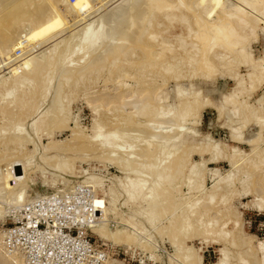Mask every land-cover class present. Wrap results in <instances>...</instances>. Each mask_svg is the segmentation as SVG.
Wrapping results in <instances>:
<instances>
[{"label": "rangeland", "instance_id": "374dc122", "mask_svg": "<svg viewBox=\"0 0 264 264\" xmlns=\"http://www.w3.org/2000/svg\"><path fill=\"white\" fill-rule=\"evenodd\" d=\"M11 1L12 0H0V29L1 30L6 29L8 27L7 23L9 22H6L7 17L11 15V13L13 14L16 11H18V9L22 8L23 6H25V8L30 12L29 15L22 17L23 19H20V24L15 23V22L10 23L11 26L9 27L16 28L20 26L22 27L23 25L24 27L22 28L26 30L27 28L25 29L26 27L25 22L26 21L28 22L29 20L34 18V15L37 9L42 8V7L47 8V6L50 7V4L48 5L49 2H47L48 0H46V2L45 0H42V1L33 0V2L31 0L30 1L29 0L27 1L26 0H13L12 1L13 3ZM93 1L90 3L92 4V9L90 8L91 6L89 7L90 11L91 10L92 11L91 13L89 12L90 14H88L87 20L85 19L84 21V22L87 21L89 26L87 22L86 23L82 22L83 21L82 19L79 18L78 20V17L76 16V14L74 13L67 14V12H65L67 14V19H66L68 20L67 23L66 21L62 22V20L58 19L59 21L57 20L55 25L53 23L52 24L53 26L51 27L48 26L49 28L54 30L53 31L54 33H52L51 29L50 31L49 29L47 30L49 33L51 32L52 35L49 34L48 32L41 33L37 35L39 38L37 36L36 38L31 37V39L34 38L31 41L27 40V38L26 39L22 38L20 45H22L23 43L26 44V41L27 43L32 42V41L34 42L30 43L29 46L27 47L25 46V48L22 47L23 45L17 46L14 51L16 52V54H17L18 48L21 47L23 50L20 54H17L19 57L15 56L14 52L12 51H10L12 52L10 56H9L10 52L6 56L15 58V60L17 57L19 61L21 60L20 63L26 62L25 60L30 59V57L32 58L33 56H35L33 58H36L37 56H40L41 54H42L41 56H43L44 54L45 56H50L52 52L54 54L56 52V54H58V57L60 58V56L62 55L67 56L66 54H68V52L65 51L64 49L66 48V46L63 47V45H65L66 43H70L71 46H68L69 48L67 47L68 48L67 50L70 49L69 52H72L71 50H74L77 48L78 54L75 53L76 55L74 54V56L71 58H67L68 57L67 56L65 59L66 61L63 62V65H65L63 67H67L68 65L71 67H76L77 64L80 66V64H82L80 63L82 61L80 59H82L84 56L82 54L83 51L79 47L81 46L80 41L83 40L84 30L86 26H88L87 28L91 26L94 32L92 30L91 31L94 34L98 33L99 30L101 29L100 31H102L103 35L106 36L108 34L109 37L108 36L106 37H108L109 39L111 38L110 39L111 46L112 44L114 45L116 42V39L112 38L113 36L111 35L114 33L113 35L115 36L117 32V30H115L114 28L116 27L115 26L116 24H114L115 22L113 23L110 20L107 21V15L109 14V12L111 13L114 9H116L117 6L118 7H120V5L122 6L124 2L126 4L128 0H124V1L123 0H93ZM24 2L26 5H24ZM37 2L38 3L42 2V3L40 5ZM35 3H37L38 5H36ZM188 3L191 4L193 2L192 0H188ZM61 4L62 5L60 6V8L63 9L64 6L66 5H64V3H61ZM35 5H36V8H34ZM29 7L31 9H29ZM247 11L251 12L249 14L252 18L259 17V20H260L257 25L258 27H256V31H258L257 32L258 39L253 40V42H251V51H252L254 58L257 60L255 61V64L253 66L243 61L241 62V64L237 60L236 62H234L235 60L233 59L235 58V56H233L230 52L219 49V51H217V53L215 54L216 56L214 55L215 57H213V62L217 66V69H218L217 72L212 73V75H208L204 72H200L201 74L198 73L200 74L199 76L197 74L194 77V75H192L193 74L192 61L194 60V58L191 60V62H188L190 60L189 56L194 55V53L192 52V50H194L192 48V43H191L192 40L190 42V39H192V36L189 35L190 27H188V25L195 26L192 15L187 11L185 12L183 11V15L179 14V16L176 17L177 19L175 18V20L171 21L167 19L168 17L166 16L164 12L155 11L153 12V15L155 16L151 15L152 23H151V26L149 27L152 30H155V34L159 37L158 38L159 41H162L161 38L163 37L171 39L172 44L175 47V51L181 55V57H179L180 55L178 56V59H177L178 61L170 58V60L167 61V63L166 62L162 63V64H168L169 68H171L170 64L175 66L174 68H171L174 70L173 73L172 71L170 73L166 71V69H164L162 64L159 62L154 63L147 67L145 66V68L143 67V69L142 68L134 69L130 66V64H127L129 63V57H126V56L120 57L118 59L119 61H117V63H114V65L107 63L108 65L105 64L101 68H95L96 70L92 69L91 72L88 71L83 77L79 79L77 78L75 80L72 79L69 82L67 81L63 82L61 80L62 77H60L59 75L60 72H56L55 73L56 76L55 74L53 75L54 79L52 78L53 79L52 83H51V80H44L45 83L43 84H46L45 88L47 89L48 92L46 91L44 86H43L44 89L43 88L41 89L40 88L41 86H40L38 88L40 92L38 94L40 95L35 94V97H34L35 99L32 100V97L30 96L31 98L29 97H27V99L25 98V101L23 104L21 103V104H17L16 106H14L13 109L14 110L17 109V110H15V112L13 110L14 113L12 112L10 113V115L8 114L10 116V119L13 116L11 114H14V117L12 118V120H10L7 117L8 115L6 116L0 115V142H1L0 143V159L2 161V162L0 161V172H3V174L7 172L6 168H8L7 167L8 164H6L5 161L10 163L11 157L16 158L17 156L18 158L19 156L20 158L22 156L20 159L21 161L24 160L26 166L22 174L25 177L22 176L21 180L22 181L24 180L23 183L26 182V185L28 188L27 195H26L27 198H25L26 200L20 201L22 203H20L19 201H17L16 203L15 200H12L11 203H10V200L9 201L7 200L8 203H6V199L4 200L5 198L4 189L3 191L0 189V197H1L0 203L1 204L3 203L2 205H0V207L1 209L2 208L5 209V210L3 209L2 212L0 210V214L3 213L2 215H0V264H23V256L15 251L13 252L9 251L5 245V238H4L5 232L7 233V231L5 230V227L12 225L13 221L17 219L16 211L19 208H21L25 203L39 199L49 193H56V192L63 191V190L69 191L70 189L75 190L79 186L88 187L89 189H91V191L94 192V195L91 199V206L94 210H96L97 216L99 215V213H101V215H104V213L102 212L104 210L106 211L107 216L105 217V219L100 215L101 217L99 216V219L97 220V222L92 223L90 225L91 232L93 233V236L97 238V241L103 244L104 246H108L109 249L111 250V253L109 252V257L104 261L103 264H110V263L111 264H187V262L186 263L184 262L185 259L183 258L184 257L183 254L187 253L186 251L187 249H189V247H190V251H192L191 253L195 255L197 259L200 258L199 259L200 264H216L218 260L221 258V254H222L220 252L221 249H225L227 251L226 253L227 254L229 253L227 255L228 264H264V258H263L264 254L259 248V242L264 241V166H263L264 164V160H263L264 159V122L263 120L264 119H262L264 118V81L258 83V86L255 91H251V92L249 91L251 88V83H252L250 79V74L254 72V70L255 71L261 70L263 67V62L261 60L262 58H264V33L262 34V32H264L263 31L264 30L263 28L264 19L260 17L259 14L256 15L258 12L254 13L255 11L251 9ZM2 12L5 14H3ZM182 16H185L187 20L190 19L189 20L190 23L188 21L184 22ZM4 17L6 18V20ZM69 17L71 18L68 19ZM75 19H76V22H74ZM22 20L25 22H23ZM4 21L6 24L3 23ZM70 21H71V24H70L71 26L72 24L76 23L72 27L74 28L73 30H75V31L72 30L73 33L72 31H70L72 29L71 26L69 25ZM21 22H23V24ZM79 22L80 24H77ZM108 22H112V24H114L113 25L114 29L112 28V24L110 25L108 24ZM187 22L189 23L188 25H187ZM76 25L77 26L79 25V26L75 29L74 26ZM55 27L56 28L58 27L56 30H59V29L60 30L56 31ZM60 27H62L63 29ZM65 27H68L70 29H67ZM79 27L81 28V30ZM94 27L96 28V30L98 29L97 30L98 32L94 30L95 29ZM20 28H17V29H20ZM102 28H104L105 30ZM111 28L115 31H111ZM64 29H67L66 32ZM55 31L57 34L55 33ZM239 31H241L242 34L250 33L249 28H246L245 30L239 28ZM109 32H111V34ZM1 34L2 32L0 31V39L2 38ZM48 34L50 35L49 38L46 36ZM41 35L42 37L45 35L48 39V42H47V39L45 40L46 38L45 36L43 38H40ZM24 36L27 37L26 34H24ZM68 37H69V40H68ZM50 38H52L53 40ZM112 39L115 41L112 42ZM181 39L183 41L186 40L185 43L189 44V45H186L184 43L185 49L180 46ZM37 42L38 43L40 42V43L38 44ZM73 44H76V45H73ZM110 44H108V46ZM77 45H80V46H77ZM30 47L33 49L30 50ZM53 47L56 50H52ZM60 47H61V50H60ZM25 49L26 50L28 49L27 53L25 52L26 51ZM106 49H108V47ZM23 54L25 55L27 54L26 56L28 58L26 56L23 57L24 56ZM80 54H82V56ZM1 56H0V77H1L0 78V93L2 92L3 94H7L8 88H10L11 91L13 90L14 94L16 93L21 94L25 91V89L26 91H29V89L30 91L31 89L34 91L35 86L30 80L20 86L18 85L16 86V84L12 83V81L10 80V77H11L10 75L13 74L12 73L13 71H11L12 69L10 70L8 68L9 66L6 65V62H10L8 64L14 65V67L16 64H17L16 66L18 67L20 63L18 64L17 63L18 60H17L15 64L14 63L12 64V62L15 61L14 59L8 58L6 56H5L6 58L4 56H2L4 57L2 58ZM75 56H77V58ZM136 58L138 57H135L133 59H136ZM180 58L182 60H180ZM73 59L75 60L77 59V61H74ZM2 62H4V64ZM75 62L77 64H75ZM72 64L74 66H72ZM21 65H24V64H21ZM179 71L181 73H179ZM166 72L168 74H166ZM169 74H170L169 76L170 78L167 79ZM180 75H182V77L184 78H182ZM140 76L141 77L143 76V77L140 78ZM118 77L120 78V80ZM206 77H208V79ZM3 79L4 80L8 79L7 82H5L7 85L4 84ZM45 79H49V78H45ZM239 81L243 83V86H242V83H240ZM48 82H50V84ZM47 83L49 84L48 86L49 88L47 87L48 85ZM60 83H61V93L62 94L60 93V91L58 92V86L60 85ZM8 84L11 87H9ZM5 86H7L8 88H6ZM179 86L181 87V90L183 89L182 91L183 95H180L178 92ZM3 88L5 89L6 93L4 92ZM54 88H55V91H54ZM146 89H148V91H146ZM235 90L237 93V99L239 100V103L244 102V104L242 103L243 105L242 104L236 105L237 104L236 103L235 104L236 107L234 106V108H232L233 106L232 107L230 106L231 103H228L227 105H225L226 104L225 103L224 104L225 107H224L223 105L224 95L226 93H232ZM153 91H155V93ZM198 91H200V94H202V96L201 95L199 96L200 102L202 103V105L200 106L201 108L197 109V112L195 111V113L190 112L191 116L187 115L189 116L188 117L189 119L187 118L185 122H183L184 124L181 123L183 127L182 129L180 128V130L182 132H185L188 129H193L194 134L196 135L193 134L189 142L186 143L187 145L185 144V150H183L184 148H182V152L184 155L182 154L181 155L184 159H186V162H185L183 169H181V171L178 170L180 173H178L177 176L176 174H174L173 184H172V186L174 187V190H173V193H171L172 194L171 198H173V202H174L172 204L173 206L172 205L170 206V209L166 211V214H163V215L160 214V216L159 214L158 215L156 214L155 217L156 216H159V217L155 219L153 218L155 222L153 221L154 223L151 224L150 221L146 219L148 218L147 214L149 212V209L146 208L148 205L147 203L142 202L141 198L143 199V196L145 197L146 195H148V193L151 192L149 187L152 186L151 184L155 182L157 178V174L159 172L158 170L162 168L164 164L163 166L160 163H158V165L156 166L154 165V169L156 168L154 171L157 170L156 171L157 174L154 173L156 174L154 175V177H153V173L152 175L150 174L151 176L147 175V173L149 174L150 171H148L146 166L150 168L149 164L151 161L148 160V158H146L145 160L140 155L141 154L140 152L142 151L140 149L146 147L148 145L147 143H149L147 139L151 140L149 139V136H148V132L150 130L149 131L146 130L148 129L146 127L148 124H150L148 125V127L150 128H153L154 126L157 127L158 124L160 123L162 127L169 129V130L172 128H176L174 127L175 125L174 123L178 121L177 119L175 120L176 117L175 118L172 117V116H175L176 114L175 112H177L176 109L179 111L180 110L179 107L181 108L182 103L184 105V101L185 103L186 101L193 102L195 99V97L193 96H195V94H197ZM41 92L43 93V95L41 94ZM148 93H150L151 95ZM137 94H139V96H137ZM140 94H141V97H140ZM158 94H162V95L159 96ZM186 95L187 96L189 95V96L187 97ZM37 96L39 97L42 96V97L40 99ZM106 96L108 97L106 98ZM144 96L146 98L151 97V100H152V97H154L153 100L155 101L152 100L151 102H154V103H151V104L153 105L150 104L149 105L150 107L147 106V108H145V110L142 111L141 107L143 104L140 103V101L142 99L143 100L145 99L144 101H146V98ZM181 96L182 97L185 96L186 98L182 99ZM0 97H1L0 102H6L9 97L10 99H12L11 96H7V95L4 96L5 98L2 97V95H0ZM103 97H104V101H102L103 103L101 102L103 104L102 105L100 101ZM135 97L136 99L140 98L136 101L138 102L140 100L138 103L134 102L136 100ZM158 97H161V98H158ZM10 99H9V102H11ZM34 101H37V102H34ZM159 101H160V104H158ZM133 102L137 104L136 106L138 108L136 106H133L134 105ZM157 104L158 106H156ZM55 105L59 106L58 108H60V111H61L60 116L62 114V117L64 118L62 117L61 118L65 121L62 122L61 125H58L57 127L50 128L51 130L52 129L55 130V135L53 138L55 143H54V147L52 146L53 148L51 147L47 148L46 145H48L49 142L52 141V139L50 138V135H48L50 130L48 126L39 128L40 126H37V125L38 124L40 125L39 123L40 118L46 115L47 111L51 110V108ZM31 107L34 109L31 110ZM242 107L246 108L247 110L246 114L248 118L250 119V122L248 123V125L246 124L245 126L240 125L241 120H243ZM155 108H157L156 110L160 108L159 112L154 110ZM172 108L174 112L172 111ZM28 109L30 110V112ZM167 109L170 112H172L173 115L170 113L171 120L168 122H164L165 120H163V118H165L164 117L165 112L169 116V112ZM34 110L36 111V113L34 112ZM144 111L145 113H143ZM152 111L156 115H154ZM156 112H158V114ZM16 115H22V118L19 119L18 117H15ZM130 116H133V119H136L135 121H137L138 125L132 124L128 126L127 120L130 119L129 118ZM193 116L196 118H194ZM159 117H162V118L160 119ZM260 117L262 119V122L257 123L256 119H260ZM239 118L241 119L239 120ZM5 120L7 122H4ZM155 120L157 122H155ZM96 121H99L100 125L103 126L102 131L104 133H107V134L109 132L113 133V132H116L117 129H119V132L122 131L120 133L122 139H120L119 137L120 141L119 139L117 140L119 142L118 145L121 147L120 148L118 146L119 148L117 149V152H116L118 153L117 155L114 152H112V148H110L111 152L108 150L109 148L107 149L100 148V146L98 145L99 143L97 144V142H88L87 146L85 144L84 146H82L83 147L82 149L80 148L81 146H79L80 150H78L77 145H79V143L74 141L75 140L73 139L75 136L74 134H77L76 132H78V129H80L81 131L82 130L84 131V134L86 136L91 137L95 132V127H97L94 124L96 123ZM3 123L4 124L6 123L7 126L4 125ZM75 127L76 129L78 128L77 131L76 129H73ZM17 132H18V136L20 132V137H22L23 134H24V137L25 135L26 137L29 136L28 138L31 137L30 138L31 142L22 144L21 143L22 141L17 139V141L15 140L14 142H11L10 140H8V142L10 141V143H8L7 139L9 138H6V137H10L11 135H13V133L17 134ZM258 132L260 134V137H259L260 142L259 141H257V143L251 142L250 144L248 139L253 135H257ZM234 133L240 134L241 138L243 135L244 136L243 139H239V140L235 139L236 140L235 141L234 138L232 137ZM208 141L209 142L211 141L210 143L211 145H213V147L215 146V144L219 146H215L216 150L214 149L213 151L209 150L207 152L206 151L204 152L202 149V146L209 143ZM213 141H214V144H212ZM190 142H191V146H188L190 145L189 144ZM58 144H60V147L61 145H63L62 148H64V150L60 151L58 148L59 146ZM74 144L76 145L75 147L73 146ZM84 147L86 148L84 149ZM167 147L169 148L170 144H168ZM186 148H187V151H186ZM195 148H196V151H195ZM65 149L68 153L65 151ZM68 149L70 150L68 151ZM197 149L199 150V152H197ZM200 150L201 152L202 151L203 152L201 153ZM129 151L132 153H135L136 157L134 155L133 157L135 158L138 157V159L139 158L140 159L138 160L139 163L137 164L138 166H136L135 169L133 170L130 169L131 171L130 170L126 171L127 168L124 166H121L122 164H120V162L123 158H125V155H128L126 153H128ZM193 151L196 153H194ZM215 151H218V152H215ZM164 152H167V150H164ZM5 153L8 155H6ZM213 154L216 155L217 158L213 156ZM233 154H234L233 156L234 158L232 157ZM112 155L114 156L112 157ZM3 157H6V158H3ZM23 157H25V159H22ZM19 158L16 160H19ZM61 161H62L61 164H65V167L61 166L62 169L57 170L60 167L59 168L56 167V164L57 166H59ZM140 162L142 165L140 164ZM199 162H201L202 164L204 162L205 164L202 165ZM196 163L197 164L199 163L198 166L201 165V169L203 167L202 172L205 170V172L202 173L203 176L201 177L203 178H201V181L199 180L200 178L198 177L192 178L191 180L190 176H187L191 174L190 170L193 165H197ZM123 167L126 168V170ZM54 168H57V169H54ZM215 172L218 174H216ZM174 173H177V172L175 171ZM230 173H233L234 175L231 178L232 184L225 181L226 180L225 179L221 181V183H219L220 187L218 189L217 188L215 189L220 179L228 176ZM171 176L173 177V174ZM147 179L148 181L150 180L149 181L151 182L150 185L147 183L148 182ZM232 179L234 180L232 181ZM128 180L130 183L134 182V184L135 182L138 184L142 183V181L143 182L146 181V184H148L146 186H148L149 189L148 188L144 189L145 193L142 194L143 196L138 198L140 200L137 199V200L132 201L128 199L129 194H127L126 196L125 194L126 191L124 190V187L130 185ZM190 181L191 182L194 181L193 183L189 184L190 187H192V185L193 186L195 185L194 188L197 187V190L193 189V187L192 188L187 187L189 185H186V183L188 184ZM201 182H204V186H203V183ZM198 186L201 189H199ZM1 187L3 188V186ZM175 189H180V190L176 191ZM191 189L193 190L191 191ZM147 190H149L150 192H148ZM211 192L214 194H212ZM37 194H39L38 198L34 197ZM210 194H212L213 196ZM172 196H174L175 198ZM211 196L213 197V199ZM260 201H262L263 203ZM202 206L204 207V209ZM195 208L197 209L195 210ZM205 208H207L208 211H206ZM97 209H99L101 212L100 211L97 212ZM145 209H147L148 212ZM191 209H194L195 212L198 210L199 213L197 211V214H195V212ZM203 210L206 212H204ZM191 212H194V214ZM177 216H179L178 217L179 220L176 218ZM185 217L189 218L188 222L191 221L190 227H192L193 229L189 228L187 230L188 233L185 234L183 232L185 230L182 231V230H179L180 228H178L177 232L182 231L183 233L182 232H180L181 234L178 233L177 236L179 237H177L175 235L177 233L174 232L175 229L171 230L172 229L171 222L176 219L175 221L178 220V222L182 223L181 220H184ZM101 221L102 222L105 221L104 223H108V224L104 225L103 223H101ZM102 224L103 226H106L104 227V230H106V228L108 227L107 232H105L106 234H108V235L105 234L106 237L108 236L107 238L105 236H102L97 231L98 230L97 228L102 226ZM208 227H210L211 229ZM125 228L130 231L134 230L132 232H136L137 235L142 234V236L138 237V239H140L141 242L140 240L137 239L136 242L132 241L130 243H127L126 241H124L123 243V241L121 240L117 241L116 238H113L114 237L113 233H116L117 230L119 229L120 231L122 230L126 231ZM137 230H140L142 233H140V231H137ZM207 230H210V231H207ZM182 234L184 235L182 236ZM174 235H175V238L173 240L172 237H174ZM225 235L227 236L225 237ZM148 238H150L151 240L150 239L148 240ZM177 249L178 250L180 249V251H178ZM180 252L181 254H179ZM3 256L6 257V259H8L9 261L6 260ZM183 259L184 261H182Z\"/></svg>", "mask_w": 264, "mask_h": 264}, {"label": "bare ground", "instance_id": "6f19581e", "mask_svg": "<svg viewBox=\"0 0 264 264\" xmlns=\"http://www.w3.org/2000/svg\"><path fill=\"white\" fill-rule=\"evenodd\" d=\"M13 1V0H12ZM11 1V2H12ZM27 1V0H26ZM30 1V0H29ZM32 2H33V0H31ZM39 1V0H38ZM40 1H42V0H40ZM93 1V0H92ZM91 0H73V1H71V0H48L47 2H49L48 3V5L50 4V7L49 6H47V8L45 7H42V8H39V9H35L36 10V13H35V15H34V18L33 19H31V20H29L28 22L26 21H23V22H25V29L26 30H24L22 27H24L23 25H22V29L20 28V27H9V26H11L10 25V23H19L20 24V19H23L22 17H24V16H28L29 15V11L25 8V6H23L22 8H19L18 9V11H16L15 13H11V15H9L8 17H7V20H6V18H5V20H6V22H9V23H7V28L6 29H3V30H1L0 29V31L2 32V34H1V39H0V53L2 54V56H6V55H8V53L10 52V51H12V52H14L15 51V49H16V47L17 46H22V47H24L25 48V46L27 47V46H29V44L30 43H32V42H34V41H32V42H29V43H27V41H26V44H22V45H20L21 43V40H22V38H24V39H26L27 38V40H29V41H31V40H33V39H31V37H35L36 38V36L38 35V34H41V33H45V32H48L47 30L49 29V31H50V29L51 28H49V27H51V26H53L52 24L54 23V25L56 24V21L59 19V20H62V22H65L66 21V23L68 22V20H66L67 19V14L69 13V14H76V16L78 17V20H79V18L80 19H82L83 21L82 22H84L85 21V19L87 20V17H88V14H90L91 13V11H90V9H89V7L92 9V4H90L91 2H92ZM124 1V0H123ZM45 2H46V0H45ZM94 2V1H93ZM100 2H102V1H100ZM128 2V3H127ZM126 2V4H125V2H124V4L121 6L120 5V7H118L117 5V8L116 9H114L111 13L109 12V14L107 15V21H112L114 24H116L115 26L116 27H114L115 28V30H117V32H116V34H115V36L112 34L111 36H113L112 38H115L116 39V42H115V44L113 45L112 44V46H111V44H110V39L108 38L109 37V35L107 34L106 36H108V37H106L105 35H103L102 34V31H100L99 30V32L96 30V28L94 29V30H96V32H98V33H96V34H94V33H92V31H93V29L91 28V26L89 27V28H87L88 26H89V24H88V22H87V24H88V26H86L85 27V30H84V36H83V40L82 41H80V44H81V46L80 45H77V46H80L79 48L84 52H82V54H83V58L82 59H80V60H82L80 63H82V64H80V66L75 62V64H77V66L76 67H71V66H67V67H63V66H65V65H63V62L64 61H66L65 59H66V57L67 58H71V57H73L74 56V54L75 53H77L78 52V50H77V48L76 49H74V50H71L72 52H69L70 51V49L69 50H67L69 47L68 46H71L70 45V43H66L65 45H63V47L64 46H66V48H64L65 49V51H67L68 52V54H66L67 56H60V58L58 57V54H56V52H55V54L52 52V54L50 55V56H45V54L43 55V56H37L36 58H33V57H35V56H33L32 58L30 57V59H27L28 57L25 55V54H23L24 56L23 57H27L26 59L27 60H25L26 62H24V63H20V61L18 60V58L16 57V60H15V58H12V57H9L10 56V54L12 53V52H10L9 53V56H6V57H8V58H12V59H14V60H12V61H14V62H12V64L14 63H16L17 62V60H18V64L20 63V65L17 67L16 65H15V67H14V65H9L8 63H10V62H6V65H8L9 67V69L11 70V71H13L12 73V75H10L9 77H10V80L12 81V83H14V84H16V86L18 85V86H20V85H23V84H25L27 81H31L32 83H33V85L35 86V90L33 91L32 89H31V91H30V89H29V91H26V89H25V91L23 92V93H21V91H20V93L21 94H14V92H13V90L11 91L10 90V88H8L7 86H5L6 88H8V91H7V94H3L2 92L0 93V95H2V97H4L5 95H7V96H11L12 97V99H10V97L8 98V102L6 101V102H0V115L2 116V115H10V113H12L13 112V108H14V106H16L17 104H23L24 103V101H25V98L27 99V97H29V98H31L32 97V100L33 99H35L34 97H35V94H38V93H40L39 92V87L42 89L43 88V86H44V88L46 87V84H43V83H45L44 82V80H51V83H52V80L54 79L53 78V75L56 73V72H60V77H62V81L64 82V81H67V82H69L70 80H75V79H79V78H81V77H83L88 71L89 72H91V70L93 69H95V68H101L102 66H104L105 64H112V65H114V63H117V61H119L118 59L120 58V57H122V56H126V57H129V63H127V64H130V66L132 67V68H142L143 69V67L145 68V66L147 67V66H150V65H152V64H154V63H157V62H159V63H167V61H169L170 60V58H172V59H175V60H177L178 59V56L180 55V54H178V52H176L175 51V47L173 46V44H172V40L171 39H169V38H161V40L162 41H159L158 40V36L155 34V30H152L149 26H151V15H153V12H155V11H157V12H164L165 14H166V16L168 17L167 19H169V20H175V18L177 17V16H179V14L180 15H183V11L185 12V11H187V12H189L191 15H192V17H193V20H194V25L195 26H191V25H188L190 22H189V20H187V18L185 17V16H182L183 17V20H184V22H186V21H188L187 22V25H188V27H190V36H192V39H190V42H191V40H192V48L194 49V50H192V52L194 53V55H192V56H189L190 57V60L188 61V62H191V60L194 58V60L192 61V63H193V74L192 75H194V77H195V75H197L198 73H200V72H204V73H206V74H208V75H212V73H215V72H217V66L214 64V62H213V57H215L216 55V53H217V51H219V49H222L223 51L225 50V51H227V52H230L233 56H235V58L233 59V60H235L234 62H236V60L238 61V62H240V64H241V62L243 61V62H245V63H248L249 65H254L255 64V61H257L255 58H254V56H253V54H252V51H251V42H253V40H256V39H258V31H256V27H258L257 25H258V23H259V17L257 18H252L251 16H250V14L249 13H251L250 11L248 12L247 10H249V9H251V10H253V11H255L254 13H256V12H258L256 15H260V17H262L263 19H264V0H192V2L193 3H188V0H128ZM13 3V2H12ZM20 3V2H19ZM38 3V2H37ZM37 3H35L36 5H38V4H40L41 5V3L42 2H39L38 4ZM61 3H64V5H66V6H64V8L63 9H61L60 8V6L62 5ZM15 4V3H14ZM193 4H195V5H193ZM24 5H26L25 4V2H24ZM28 5H29V3H28ZM30 5H31V3H30ZM36 5H35V7L34 8H36ZM94 5V4H93ZM105 5V4H104ZM14 6V5H13ZM12 6V7H13ZM18 6V5H17ZM34 6V5H33ZM45 6V5H44ZM100 6V5H99ZM98 6V7H99ZM108 6V5H107ZM8 7V6H7ZM6 7V8H7ZM11 7V6H10ZM9 7V8H10ZM15 7H16V5H15ZM31 7V6H30ZM29 7V9H31ZM41 7V6H40ZM8 8V9H9ZM33 8V9H34ZM100 8V7H99ZM106 8V7H105ZM7 9V10H8ZM32 9V10H33ZM102 9V8H101ZM100 9V10H101ZM15 10V9H14ZM9 11V10H8ZM34 12V11H33ZM65 12H67V14L65 13ZM90 12V13H89ZM108 12V11H107ZM176 12H178V13H176ZM3 13V12H2ZM93 13V12H92ZM3 14H5V13H3ZM96 14V13H95ZM104 14V13H103ZM102 15V14H101ZM106 15V14H105ZM253 15V14H252ZM255 15V14H254ZM4 16V15H3ZM69 16H71V15H69ZM103 16V15H102ZM153 16H155V15H153ZM33 17V16H32ZM32 17H30V18H32ZM104 17V16H103ZM71 17H69L68 19H70ZM105 18V17H104ZM155 18V17H154ZM177 19V18H176ZM182 19V18H181ZM26 20V19H25ZM58 20V21H59ZM96 20V19H95ZM154 21V20H153ZM23 22H21L22 24H23ZM74 22H76V19H75V21ZM78 22V21H77ZM86 22H84V23H86ZM112 22H108V24H112ZM4 24H6L5 23V21L3 22ZM83 23V24H84ZM105 23V22H104ZM65 24V23H64ZM64 24H62V25H64ZM71 24V21L69 22V25ZM76 24V23H75ZM75 24H72V26H71V28L73 27V25H75ZM77 24H80V22L79 23H77ZM114 24H112V28H113V25ZM3 25V24H2ZM58 25V24H57ZM97 25V24H96ZM102 25V24H101ZM17 26V25H16ZM49 26V27H48ZM68 26V25H67ZM69 26V27H70ZM79 26V25H78ZM77 25L76 26H74L75 27V29L78 27ZM105 26V25H104ZM109 26V25H108ZM153 26V25H152ZM158 26H159V24H158ZM63 27V26H62ZM62 27H60V28H62ZM17 28H20V29H17ZM58 28V27H57ZM56 27H55V30L57 29ZM65 28H67V29H70V28H68V27H65ZM80 28V27H79ZM81 28H82V26H81ZM81 28H80V30H81ZM98 28V27H97ZM111 28V31H115V30H113ZM239 28L240 29H243V30H245L246 28H249V30H250V33L249 34H242L241 33V31H239ZM264 28V27H263ZM29 29V30H28ZM54 29V28H53ZM63 29V28H62ZM61 29V30H62ZM67 29H64L65 30V32H66V30ZM74 28H72L70 31H72ZM102 29H104V28H102ZM52 30V29H51ZM60 30V29H59ZM59 30H56V31H59ZM92 30V31H91ZM105 30V29H104ZM108 30V29H107ZM189 30V29H188ZM54 30H52V33H54L53 32ZM56 31H55V33H56ZM69 31V30H68ZM73 31H75V30H73ZM73 31H72V33H73ZM110 31V30H109ZM264 31V30H263ZM81 32V31H80ZM94 32V31H93ZM49 33V32H48ZM52 33L50 32L49 34H51L52 35ZM59 33V32H58ZM106 33V32H105ZM107 33H108V31H107ZM110 34H111V32H109ZM264 32H262V34H263ZM24 34H26L27 35V37H25L24 36ZM48 34V35H49ZM57 34V33H56ZM78 34V33H77ZM48 35H46L48 38L50 37V35L48 36ZM76 35V34H75ZM81 35V34H80ZM83 35V34H82ZM24 36V37H23ZM29 36H30V38H29ZM45 36V35H44ZM43 36V37H44ZM45 36V37H46ZM38 37V36H37ZM42 37V35L40 36V38H43ZM47 37L45 38V40L47 39ZM54 37V36H53ZM52 37V38H53ZM75 37V36H74ZM29 38V39H28ZM39 38V37H38ZM52 38H50V39H52ZM82 38V37H81ZM80 38V39H81ZM54 39V38H53ZM52 39V40H53ZM72 39V38H71ZM80 39H78V40H80ZM36 40V39H35ZM40 40V39H39ZM45 40H43V41H45ZM57 40V39H56ZM68 40H69V37H68ZM25 41V40H24ZM63 41V40H62ZM66 41V40H65ZM75 41V40H74ZM115 40H113L112 39V42H114ZM186 41V40H185ZM185 41H183L182 39H181V43H180V46L182 47V48H184L185 49ZM47 42H48V39H47ZM58 42V41H57ZM69 42V41H68ZM82 42V43H81ZM38 43V42H37ZM36 43V44H37ZM40 43V42H39ZM38 43V44H39ZM42 43H44V42H42ZM75 43V42H74ZM185 43V44H184ZM56 44V43H55ZM64 44V43H63ZM72 44V43H71ZM108 44H110L109 46H108ZM34 45V44H33ZM62 45V44H61ZM73 45H76V44H73ZM186 45H189L188 43L186 44ZM191 45V44H190ZM60 46V45H59ZM31 47H33V46H31ZM30 47V50L31 49H33V48H31ZM58 47V46H57ZM68 47V48H67ZM108 47V49H106ZM110 47V48H109ZM21 48V47H20ZM23 48V49H24ZM56 48V47H55ZM12 49V50H11ZM52 49V48H51ZM26 50V49H25ZM29 50V51H30ZM52 50H56V49H54V47H53V49ZM58 50V49H57ZM60 50H61V47H60ZM80 50V51H81ZM51 51V50H50ZM49 51V52H50ZM64 51V50H63ZM26 53L28 52V49L25 51ZM60 52V51H59ZM187 52V51H186ZM191 52V53H192ZM57 53H58V51H57ZM66 53V52H65ZM64 53V54H65ZM80 53V52H79ZM190 53V54H191ZM1 54H0V56H1ZM60 54V53H59ZM78 54V53H77ZM82 54H80L81 56H82ZM14 55L15 56H18L17 54H16V52H14ZM48 55V54H47ZM76 55V54H75ZM79 55V56H80ZM215 55V56H214ZM1 56V57H2ZM13 56V55H12ZM32 56V55H31ZM138 57V58H136V59H133V58H135V57ZM4 57H2V58H4ZM5 57V58H6ZM14 57V56H13ZM19 57V56H18ZM22 57V56H21ZM21 57H20V59H21ZM22 57V58H23ZM76 58H77V56H75ZM74 57V58H75ZM179 57H181V55L179 56ZM25 59V58H24ZM24 59H22V60H24ZM5 60V59H4ZM7 60V59H6ZM70 60V59H69ZM74 61H77V59L75 60V59H73ZM180 60H182L181 58H180ZM10 61V60H9ZM123 61V60H122ZM178 61V60H177ZM262 62H263V67H262V69L261 70H259V71H255L254 70V72H252L251 74H250V79H251V88H250V92L251 91H255L256 90V88H257V86H258V83H260V82H262V81H264V58H262V60H261ZM3 64H4V62H2ZM71 63V62H70ZM125 63V64H126ZM21 64H24V65H21ZM67 64V63H66ZM69 64V63H68ZM74 64V63H73ZM72 64V66H74ZM107 64V65H108ZM179 64V63H178ZM184 64V63H183ZM231 64H233V63H231ZM230 64V65H231ZM71 65V64H70ZM168 64H162V66L164 67V69H166V71H168L169 73L172 71V73L174 72V70L173 69H171V68H174L175 66H173L172 64H170V67L171 68H169V65L167 66ZM185 66V65H184ZM183 66V67H184ZM2 67V66H1ZM104 68V67H103ZM130 68V67H129ZM255 68V67H254ZM259 68H261V67H259ZM8 69V70H9ZM163 69V68H162ZM256 69H257V67H256ZM96 70V69H95ZM115 70V69H114ZM103 71V70H102ZM191 71V70H190ZM107 73H108V71H107ZM110 73V72H109ZM114 73V72H113ZM165 73V72H164ZM179 73H181L180 71H179ZM192 73V72H191ZM222 73V72H221ZM166 74H168L167 72H166ZM178 74V73H177ZM185 74V73H184ZM201 74V73H200ZM200 74H198V76L200 75ZM136 75V74H135ZM141 75V74H140ZM172 75V74H171ZM175 75V74H174ZM55 76H56V74H55ZM111 76V75H110ZM118 76V75H117ZM125 76V75H124ZM170 76V74L168 75V77H167V79L168 78H170L169 77ZM181 77H182V75H180ZM120 77H121V75H120ZM143 77V76H142ZM141 76H140V78H142ZM145 77V76H144ZM175 77V76H174ZM178 77V76H177ZM204 77V76H203ZM1 78V77H0ZM8 78V77H7ZM45 78H49V79H45ZM53 78V79H52ZM103 78V77H102ZM119 78V77H118ZM123 78V77H122ZM126 78V77H125ZM135 78V77H134ZM146 78V77H145ZM166 78V77H165ZM176 78V77H175ZM182 78H184V77H182ZM207 79H208V77H206ZM166 79V80H167ZM4 80V79H3ZM8 80V79H7ZM7 80H4V84H6L5 82H7ZM106 80V79H105ZM119 80H120V78H119ZM136 80V79H135ZM141 80V79H140ZM60 81V80H59ZM62 81H61V83H62ZM122 81V80H121ZM47 82V81H46ZM76 82V81H75ZM110 82V81H109ZM139 82V81H138ZM144 82V81H143ZM240 83H242L241 81H239ZM244 82V81H243ZM49 84H50V82H48ZM47 83V84H48ZM61 83H60V85L58 86V92L60 91V93H61ZM82 83V82H81ZM111 83V82H110ZM114 83V82H113ZM119 83V82H118ZM49 84L47 85V87L49 86ZM124 84V83H123ZM166 84V83H165ZM164 84V85H165ZM237 84H239V83H237ZM7 85V84H6ZM8 86H9V84H8ZM30 86V85H29ZM32 86V85H31ZM57 86V85H56ZM181 86V85H180ZM178 87V89H179V94L180 95H183V93H182V91H183V89L181 90V87ZM242 86H243V83H242ZM3 87H4V85H3ZM9 87H11V86H9ZM24 87V86H23ZM26 88V87H25ZM32 88V87H31ZM43 88V89H44ZM49 88V87H48ZM75 88H76V86H75ZM4 89V88H3ZM12 89V88H11ZM16 89H17V87H16ZM46 89V88H45ZM50 89H51V87H50ZM50 89H49V91H50ZM32 91H33V93H32ZM46 91H47V89H46ZM54 91H55V88H54ZM135 91H136V89H135ZM146 91H148V89H146ZM200 91H202V90H200ZM200 91H198L197 92V94H195V96H193V97H195V99H194V101L193 102H187L186 101V103H185V101H184V105H183V103L181 104L182 106H181V108L179 107V105H178V107H179V111L176 109V111L177 112H175L176 114H175V116H172V117H176L175 118V120L177 119V121L178 122H176V123H174L175 125H174V127H176V128H172V129H166V128H164V127H162L161 125H160V123L158 124V126L156 127V126H154L153 128H150V127H148V125H150V124H146L147 125V127L146 128H148V129H146V130H150L149 132H148V136H149V139H151V140H148L147 139V141H149V143H147L146 145V147H144V148H142V149H140V150H142L139 154L141 155V157L142 158H144L145 160H146V158H148V160H150L151 162H150V168H148L147 166H146V168L148 169V171H150V173L148 174L147 173V175H149V176H151L152 175V173H153V177H154V175H156L157 174V170L156 171H154L155 169H154V165L156 166V165H158V163H160V164H162V166H163V164H164V166L162 167V168H160L158 171V174H157V178H156V180H155V182L153 183V184H151L152 186H150L149 188H150V191L149 190H147L148 192H150V193H148V195H146V194H144V195H146L145 197L142 195L143 193H145V191H144V189L146 188H148V186H146V185H150V183L151 182H149L148 181V179H147V183L148 184H146V181H142V183H136L135 182V184H134V182L133 183H130L129 182V180H128V182H129V186H126V187H124V190L126 191L125 192V194H126V196H127V194H129L128 196H129V200H132V201H134V200H137L138 198H140L141 196H143V199L141 198V200H142V202H145V203H147V207L146 208H148L149 209V212L147 211V209H145L147 212H148V214H147V216H148V218H146L148 221H150V223L152 224V223H154L155 221L153 220V218L155 219V218H157V217H159L160 216V214H166V211H168L169 209H170V206L174 203L173 202V198H171V193H173V190H174V187L172 186V184H173V178H174V174H176V176H177V174L178 173H180L178 170H180L181 171V169H183V167H184V165H185V162H186V159H184L183 157H182V155H184L183 154V152H182V148H184L183 150H185V144L186 143H188L189 142V140H190V138L192 137V135L194 134V130L193 129H188L187 131H185V132H182L181 130H180V128L182 129V124L181 123H183V122H185V120L189 117V116H191L190 114V112H192V113H195V111L197 112V109H199V108H201L200 106L202 105V103L200 102V99H199V96L201 95L202 96V94H200ZM4 92L6 93V91H5V89H4ZM42 92H44V91H42ZM41 92V94L43 95V93ZM48 92V91H47ZM154 93H155V91H153ZM46 93V92H45ZM136 93V92H135ZM135 93H134V95H135ZM146 93V92H145ZM144 93V94H145ZM151 93V92H150ZM150 93H148V94H150ZM159 93V92H158ZM62 94V93H61ZM143 94V93H142ZM176 94H178V93H176ZM185 94V93H184ZM194 94V93H193ZM192 94V95H193ZM38 95H40V94H38ZM45 95V94H44ZM146 95V94H145ZM151 95V94H150ZM159 96L160 95H162V94H158ZM180 95H178V96H180ZM191 95V96H192ZM14 96V97H13ZM31 96V97H30ZM47 96V95H46ZM137 96H139V94H137ZM154 96H155V94H154ZM187 96V95H186ZM189 96V95H188ZM187 96V97H188ZM190 96V97H191ZM38 98H40L41 99V97L42 96H37ZM108 96H106V98H107ZM117 97V96H116ZM140 97H141V94H140ZM145 97V96H144ZM148 97H149V95H148ZM157 97V96H156ZM182 97V96H181ZM181 97H180V99H181ZM1 98V97H0ZM5 98V97H4ZM124 98V97H123ZM146 98V97H145ZM153 98L154 97H152V100H153ZM158 98H161V97H158ZM184 98H186L185 96H183L182 97V99H184ZM9 99L11 100V102H9ZM110 99V98H109ZM113 99V98H112ZM125 99V98H124ZM135 99H136V97H135ZM138 99H140V98H138ZM138 99H136L134 102H136ZM179 99V98H178ZM1 100V99H0ZM129 100V99H128ZM131 100V99H130ZM143 100V99H142ZM141 100V101H142ZM145 100V99H144ZM140 101V103H142L141 105H142V111L143 110H145V108H147V106L148 107H150L149 105L151 104V103H154V102H151L152 100H151V97L150 98H146V101ZM158 100V99H157ZM161 100V99H160ZM164 100V99H163ZM165 100H166V98H165ZM187 100V99H186ZM223 100H224V103H223V101H222V103H223V105L225 104V105H227L228 103H231L230 104V106L232 107V108H234V106L236 107V105H241L242 103L244 104V102H240L239 103V100L237 99V93H236V90L234 91V92H232V93H226L225 95H224V97H223ZM238 100V101H237ZM31 101V100H30ZM55 101V100H54ZM53 101V102H54ZM102 101H104V97L101 99V101H100V103L102 102ZM133 101V100H132ZM138 101V102H139ZM153 101H155V100H153ZM207 101V100H206ZM209 101V100H208ZM34 102H37V101H34ZM34 102H32V103H34ZM133 102V103H134ZM138 102H136V103H138ZM221 102V101H220ZM103 103V102H102ZM101 103V104H102ZM105 103V102H104ZM123 103H124V101H123ZM129 103H130V101H129ZM133 103H132V105H133ZM136 103H134V105L133 106H136L137 104ZM139 103V104H140ZM232 103H233V105H232ZM237 103V104H236ZM55 104H56V102H55ZM99 104V103H98ZM100 104V105H101ZM111 104V103H110ZM121 104H122V102H121ZM120 104V105H121ZM158 104H160V101H159V103ZM158 104L156 105V106H158ZM206 104V103H205ZM213 104V103H212ZM236 104V105H235ZM242 104V105H243ZM31 105V104H30ZM103 105V104H102ZM119 105V106H120ZM141 105H139V106H141ZM151 105H153V104H151ZM225 105H224V107H225ZM245 105H247V104H245ZM56 106V105H55ZM53 106L52 108H51V110H49V111H47V113H46V115H44V116H42L41 118H40V125L38 124L37 126H40L39 128H41V127H45V126H48V128H49V133H48V135H50V138L52 139V141H50L49 142V144L48 145H46L47 146V148H53L54 147V143H55V141H54V135H55V130H51L50 128L51 127H57L58 125H61V123L62 122H64L65 120H63L62 118H64V117H62V114H61V116H60V108H58L59 106ZM92 106V105H91ZM125 106H126V104H125ZM155 106V107H156ZM160 106V105H159ZM204 106V105H203ZM229 106V105H228ZM35 107V106H34ZM118 107V106H117ZM122 107V106H121ZM137 107V106H136ZM154 107V106H153ZM248 107V106H247ZM126 108V107H125ZM135 108V107H134ZM138 108V107H137ZM220 108V107H219ZM30 109V108H29ZM28 109V110H29ZM32 109H34V108H32L31 107V110ZM124 109V108H123ZM136 109V108H135ZM157 108H155L154 110H156ZM226 109H228V108H226ZM240 109H241V107H240ZM248 109V108H247ZM15 110H17V109H15ZM15 110H14V112H15ZM37 110V109H36ZM98 110V109H97ZM149 110V109H148ZM159 110H160V108L158 109V110H156V111H158L159 112ZM166 110V109H165ZM168 110V109H167ZM140 111V110H139ZM172 111L174 112V110H173V108H172ZM242 111H243V120H241V122H240V125L241 126H245L246 124L248 125V123L250 122V119L248 118V116H247V114H246V112H247V110H246V108H243L242 107ZM250 111V110H249ZM13 112V113H14ZM27 112V111H26ZM29 112H30V110H29ZM34 112L36 113V111L34 110ZM45 112V111H44ZM153 112V111H152ZM158 112H156L157 114H158ZM168 112H169V116H168V114L165 112V115H164V117L165 118H163V120H165L164 122H168V121H170L171 120V115H170V113L172 114V112H170L169 110H168ZM28 113V112H27ZM125 113V112H124ZM133 113V112H132ZM138 113V112H137ZM140 113H142V112H140ZM139 113V114H140ZM143 113H145V111L143 112ZM147 113V112H146ZM154 113V112H153ZM161 113V112H160ZM69 114V113H68ZM148 114H149V112H148ZM167 114V115H166ZM241 114H242V112H241ZM240 114V115H241ZM7 116L9 119H10V116ZM11 115H13L12 116V118L14 117V114H11ZM26 115V114H25ZM32 115V114H31ZM65 115V114H64ZM142 115V114H141ZM153 115V114H152ZM154 115H156L155 113H154ZM163 115V114H162ZM161 115V116H162ZM173 115V114H172ZM187 115H189V116H187ZM193 115V114H192ZM4 116V117H5ZM146 116V115H145ZM166 116H168V117H166ZM3 117V118H4ZM6 117V118H7ZM15 117H18L19 119H21L22 118V115H16ZM47 117H48V119H47ZM62 117V118H61ZM150 117V116H149ZM154 117V116H153ZM194 117V116H193ZM242 117V116H241ZM258 117V116H257ZM256 117V118H257ZM12 118L10 119V120H12ZM17 118V119H18ZM68 118V117H67ZM130 119H128V117H127V123H128V126L129 125H132V124H137V121H135L136 119H133V116H130L129 117ZM155 118V117H154ZM160 119L162 118V117H159ZM194 118H196V117H194ZM193 118V119H194ZM2 119V118H1ZM66 119V118H65ZM189 119V118H188ZM241 118H239V120H240ZM260 119H261V117H260ZM260 119H256L257 120V123L258 122H262V119H264V118H262L261 120ZM7 120V119H6ZM4 121V122H7V121ZM174 120V121H175ZM259 120V121H258ZM68 121V120H67ZM154 121V120H153ZM159 121V120H158ZM162 121V120H161ZM252 121V120H251ZM11 122V121H10ZM9 122V123H10ZM155 122H157L156 120H155ZM163 122V121H162ZM162 122H161V124H162ZM163 122V123H164ZM236 122V121H235ZM263 122H264V120H263ZM150 123V122H149ZM179 123V124H178ZM238 123V122H237ZM4 124V123H3ZM37 124V123H36ZM66 124V123H65ZM95 124V126H97V127H95V132H94V134L90 137V136H86L85 134H84V131L82 132L80 129H78V132H76L77 131V129H76V127L75 128H73V129H76V133L77 134H74L75 136H74V138L73 139H75L74 141H76V142H78L79 143V145H77L78 146V150H80V148L82 149L83 147L82 146H84L85 144H86V146H87V143L88 142H97V144L100 146V148H105V149H107V148H109L108 150L110 151V148H112V152H114L116 155L118 154V153H116L117 152V149L120 147L119 145H118V139H119V137H120V139H122L121 138V132L122 131H120L119 132V129H117L116 130V132H109L108 134L107 133H104L102 130V128H103V126L102 125H100V122L99 121H96V123H94ZM184 124V123H183ZM194 124V123H193ZM195 124H197V123H195ZM4 125H6L7 126V124L5 123ZM3 125V126H4ZM138 125V124H137ZM258 125V124H257ZM2 126V127H3ZM5 126V127H6ZM153 126V125H152ZM172 126V125H171ZM196 126V125H195ZM240 126V127H241ZM4 127V128H5ZM60 127V126H59ZM99 127H101V128H99ZM144 127V128H145ZM107 128V127H106ZM122 128V127H121ZM191 128V127H190ZM237 128H239V127H237ZM236 128V129H237ZM61 129H63V128H61ZM242 129V128H241ZM2 130V129H1ZM80 130V131H79ZM121 130V129H120ZM240 130V129H239ZM244 130V129H243ZM4 131V130H3ZM107 131V130H106ZM113 131V130H112ZM184 131V130H183ZM242 131V130H241ZM36 132V131H35ZM124 132V131H123ZM16 133V132H15ZM15 133H13V135H11L10 137H6V138H9V139H7V142H8V140H10L11 142H14L15 140L17 141V139H19V140H21L22 142V144L23 143H28V142H31V137L30 138H28L29 136H27L26 137V135H25V137H24V134H23V136L22 137H20V132H19V136H18V132H17V134H15ZM146 133H147V131H146ZM3 134V133H2ZM12 134V133H11ZM194 135H196V134H194ZM233 138H234V140L236 139H243V135H242V138H241V135L240 134H235L234 133V135L232 136ZM259 137H260V134H259V132H258V134L257 135H253V136H251L249 139H248V141H249V143L251 144V142L252 143H257V141H259L260 142V139H259ZM196 138V137H195ZM120 139H119V141H120ZM262 139V138H261ZM235 140V141H236ZM1 141H3V140H1ZM10 141L8 142V143H10ZM139 141V140H138ZM242 141V140H241ZM262 141V140H261ZM71 142V141H70ZM140 142V141H139ZM209 142V141H208ZM211 142V141H210ZM209 142V143H210ZM1 143V142H0ZM77 143V144H78ZM135 143V142H134ZM206 143V142H205ZM204 143V144H205ZM209 143H207L206 145H204V146H202V149H203V151L205 152H207V151H209V150H214L215 149V146H219V145H216L215 144V146L213 147V145H211V143L209 144ZM7 144V143H6ZM62 144H64V143H62ZM168 144H170V147L168 148L167 147V145ZM190 145H188V146H191V142L189 143ZM194 144V143H193ZM202 144V143H201ZM212 144H214V141H213V143ZM258 144H260V143H258ZM5 145V144H4ZM57 145V144H56ZM59 146H58V148H59V150L60 151H62V150H64V148H62L63 147V145H61V147H60V144H58ZM72 145V144H71ZM70 145V146H71ZM95 145V144H94ZM131 145V144H130ZM133 145V144H132ZM187 145V144H186ZM53 146V147H52ZM66 146V145H65ZM74 147L76 146L75 144L73 145ZM79 146H81L80 148H79ZM119 146V147H118ZM137 146V145H136ZM145 146V145H144ZM68 147V146H67ZM73 147V148H74ZM89 147V146H88ZM130 147V146H129ZM132 147V146H131ZM167 147V148H166ZM187 147V146H186ZM194 147V146H193ZM193 147H191V148H193ZM6 148V147H5ZM46 148V147H45ZM46 148V149H47ZM73 148H71V149H73ZM77 148V147H76ZM86 147H84V149H85ZM121 148V147H120ZM133 148V147H132ZM189 148V147H188ZM190 148V149H191ZM217 148V147H216ZM169 149H170V151H169ZM201 149V150H202ZM70 149H68V151H69ZM75 150V149H74ZM138 150V149H137ZM164 150H167V152H164ZM201 150H200V152H201ZM216 150V149H215ZM218 150V149H217ZM65 151H66V149H65ZM76 151V150H75ZM186 151H187V148H186ZM192 151V150H191ZM195 151H196V148H195ZM202 151V152H203ZM67 152V151H66ZM111 152V151H110ZM118 152H119V150H118ZM130 152V151H129ZM126 153V154H128V155H125V158H121L122 160H121V162H120V164H122L121 166H124V167H126L127 168V170H126V168H124L126 171H128V170H133V169H135L136 168V166H138L137 164L139 163V159H138V157L137 158H135L136 156H135V153H132V152H130V153ZM134 152V151H133ZM182 152V153H181ZM185 152V151H184ZM194 152V151H193ZM197 152H199V150L197 149ZM201 152V153H202ZM215 152H218V151H215ZM219 152H220V150H219ZM68 153V152H67ZM113 153V154H114ZM191 153V152H190ZM194 153H196V152H194ZM6 154V153H5ZM105 154V153H104ZM122 154V153H121ZM182 154V155H181ZM235 154V153H234ZM234 154L232 155V157L234 156ZM6 155H8V154H6ZM24 155V154H23ZM106 155V154H105ZM110 155H111V153H110ZM133 155L135 156V157H133ZM202 155V154H201ZM5 156V155H4ZM101 156V155H100ZM108 156V155H107ZM114 155H112V157H113ZM119 156H120V154H119ZM127 156V157H126ZM213 156H215L216 157V155H214L213 154ZM22 157V156H21ZM20 157V158H21ZM3 158H6V157H3ZM18 158H19V156H18ZM17 158V156H16V158H10V163L9 162H7V161H5V163L6 164H8L7 165V167L8 168H6V173H4L3 174V172H0V187L1 186H3V188L1 187L0 189L3 191V189H4V195H5V198H4V200L6 199V203H8V201L10 200V203L12 202V200H15V202L17 203V201H23V200H26L25 198H27V190H28V188H27V185H26V182L25 183H23V181L21 180L22 179V176H24V175H22L23 174V171L25 170V162H24V160H22L21 161V159L19 158V160H16V159H18ZM52 158H53V156H52ZM217 158V157H216ZM234 158V157H233ZM13 159V160H12ZM15 159V160H14ZM22 159H25V157H23ZM108 159V158H107ZM118 159V158H117ZM8 160V159H7ZM12 160V161H11ZM28 160V159H27ZM26 160V161H27ZM234 160V159H233ZM264 160V159H263ZM0 161H1V159H0ZM3 161H4V159H3ZM116 161V160H115ZM119 161V160H118ZM141 161V160H140ZM2 162V161H1ZM57 162V161H56ZM215 162V161H214ZM260 162V161H259ZM28 163V162H27ZM59 163V162H58ZM62 163V161L60 162V164H59V166H57V164H56V167H60L59 169H57V168H54V169H57V170H61L62 169V167L61 166H64L65 167V164H61ZM64 163V162H63ZM199 163H201V162H199ZM198 163V164H199ZM233 163H234V161H233ZM140 164H141V162H140ZM197 164V163H196ZM198 164L197 165H193L192 166V168H191V174H189V175H187V176H190V179L192 180V178H200L199 180L201 181V178H203V177H201V176H203V172H205V170L202 172V169H203V167H202V169H201V165L200 166H198ZM202 164V163H201ZM203 164H205L204 162H203ZM202 164V165H203ZM31 165V164H30ZM142 165V164H141ZM145 165H146V163H145ZM4 166H5V164H4ZM120 166V167H121ZM140 166V165H139ZM263 166H264V164H263ZM63 167V168H64ZM159 167V166H158ZM157 167V168H158ZM199 167V168H198ZM259 167V166H258ZM258 167H257V169H258ZM26 168H28V167H26ZM67 168V167H66ZM145 168V167H144ZM250 168V167H249ZM249 168H248V170H249ZM23 169V170H22ZM70 169V168H69ZM252 169V168H251ZM28 170V169H27ZM130 170V171H131ZM65 171H66V169H65ZM177 172V173H174V172ZM189 171V172H190ZM69 172V171H68ZM147 172V171H146ZM26 173V172H25ZM127 173V172H126ZM131 173V172H130ZM132 173H133V171H132ZM154 173H156V174H154ZM211 173V172H210ZM216 173V172H215ZM27 174V173H26ZM151 174V175H150ZM173 174V177L171 176V175ZM212 174V173H211ZM216 174H218V173H216ZM135 175V174H134ZM180 175V174H179ZM182 175V174H181ZM215 175V174H214ZM140 176H141V174H140ZM216 176V175H215ZM234 175H233V173H230L228 176H226V177H224V178H222V179H220V181L218 182V184H217V186L215 187V189L217 188H219L220 186H219V183H221V181H223V180H225V181H227L228 183H231L232 184V182H231V178L233 177ZM25 177V176H24ZM130 177V176H129ZM171 177V178H170ZM179 177V176H178ZM93 178V177H92ZM147 178V177H146ZM145 178V179H146ZM170 178V179H169ZM177 178V177H176ZM189 178V177H188ZM144 179V178H143ZM187 179V178H186ZM198 180V179H197ZM234 179H232V181H233ZM26 181V180H25ZM189 181V180H188ZM194 181H196V180H194ZM193 181V182H194ZM28 182V181H27ZM139 182H141V181H139ZM193 182H189L188 184L186 183V185H189L190 183H193ZM201 183H203V186H204V182H201ZM236 183V182H235ZM252 183H253V181H252ZM198 184V183H197ZM230 184V185H231ZM247 184V183H246ZM192 185V184H191ZM233 185H235V184H233ZM253 185V184H252ZM195 186V185H194ZM194 186L192 185V187H193V189H195V190H197V187L196 188H194ZM187 187H190V185L189 186H187ZM192 187H190V188H192ZM199 187V186H198ZM200 187H201V185H200ZM199 187V189H201ZM232 187V186H231ZM148 188V189H149ZM189 188V189H190ZM193 189H191V191L193 190ZM176 191L177 190H180V189H175ZM146 191V192H147ZM190 191V192H191ZM189 192V193H190ZM198 192H199V190H198ZM202 192V191H201ZM255 192V191H254ZM112 193H113V191H112ZM179 193V192H178ZM212 193V192H211ZM212 194H214V193H212ZM212 194H210V195H212ZM31 195V194H30ZM216 195V194H215ZM38 196H39V194H37V195H35L34 197H36V198H38ZM113 196H114V194H113ZM213 196V195H212ZM211 196V197H212ZM217 196V195H216ZM172 197H174V196H172ZM190 197V196H189ZM1 198V197H0ZM33 198V197H32ZM116 198V197H115ZM175 198V197H174ZM209 199H210V197H209ZM208 199V200H209ZM212 199H213V197H212ZM263 199V198H262ZM8 200V201H7ZM115 200V199H114ZM117 200V199H116ZM138 200H140V199H138ZM177 200H178V198H177ZM174 201H176V200H174ZM187 201V200H186ZM206 201V200H205ZM18 202V203H19ZM25 202V201H24ZM117 202V201H116ZM179 202V201H178ZM207 202H209V201H207ZM260 202H262V201H260ZM14 203V202H13ZM20 203H22V202H20ZM196 203H197V201H196ZM201 203V202H200ZM211 203V202H210ZM209 203V204H210ZM263 203V202H262ZM3 204V203H2ZM1 203H0V205H2ZM214 204V203H213ZM223 204V203H222ZM261 204V203H260ZM259 204V205H260ZM9 205V204H8ZM10 205H12V204H10ZM15 205V204H14ZM17 205V204H16ZM174 205H176V204H174ZM205 205H206V203H205ZM262 205V204H261ZM173 206V205H172ZM195 206V205H194ZM199 206V205H198ZM3 207H5V206H3ZM203 207V206H202ZM98 208V207H97ZM114 208V207H113ZM193 208V207H192ZM208 208V207H207ZM207 208H205L206 209V211H208L207 210ZM3 209L4 208H2L1 209V207H0V210H1V212L3 211ZM197 208H195V210H196ZM203 209H204V207H203ZM5 210V209H4ZM191 210H193L194 212H195V210L194 209H191ZM100 210L99 209H97V212H99ZM146 211H144V212H146ZM198 211V210H197ZM197 211L195 212V214H197ZM204 211V210H203ZM206 211H204V212H206ZM101 212V211H100ZM194 212H191V213H193L194 214ZM5 213V212H4ZM102 213H104V215H101L104 219H105V217L107 216L106 215V211L104 210ZM198 213H199V211H198ZM3 213H1L0 215H2ZM158 215L159 214V216H156L155 217V215ZM208 214V213H207ZM190 215V214H189ZM100 216V217H101ZM191 216V215H190ZM193 216H195V215H193ZM178 217L179 216H177L176 218L178 219ZM102 218V219H103ZM107 219V218H106ZM131 219V218H130ZM110 220V219H109ZM132 220V219H131ZM176 220V219H175ZM172 221L171 222V230H174V232H176L177 234H175L176 236L178 235V233H180V232H182L183 230H185V231H183L185 234H187L188 233V229L189 228H192V227H190L191 226V221L190 222H188V220H189V218H186L185 217V219L184 220H181L182 221V223L181 222H178V220L177 221ZM212 220V219H211ZM107 221V220H106ZM154 221V222H153ZM215 221V220H214ZM220 221V220H219ZM105 222V221H104ZM104 222H102L101 221V223H103L104 225L106 224H108V223H104ZM108 222V221H107ZM121 223V222H120ZM103 224H102V226H103ZM125 224H127V223H125ZM211 224V223H210ZM101 225V224H100ZM129 225V224H128ZM155 225V224H154ZM100 226L99 228H97L98 230V233H100L102 236H105L106 237V235H108V234H106L105 232H107V228H106V230H104V227H106V226ZM208 226H210V225H208ZM124 228V227H123ZM122 228V229H123ZM127 228V227H126ZM125 228V229H126ZM170 228V227H169ZM178 228H180L179 230H182V231H180V232H177L178 231ZM203 228V227H202ZM208 228H210V227H208ZM128 229V228H127ZM126 229V231H120V229L119 230H117V232L116 233H113L114 234V237L113 238H116L117 239V241H123V243H124V241H126L127 243H130V242H136L137 241V239H138V237L139 236H142V234L141 235H137L136 234V232H132V231H134V230H132V231H130V230H127ZM131 229V228H130ZM154 229V228H153ZM193 229V228H192ZM211 229V228H210ZM136 230V229H135ZM199 230V229H198ZM96 231V232H97ZM137 231H140V230H137ZM187 231V232H186ZM194 231V230H193ZM207 231H210V230H207ZM110 232V231H109ZM145 232V231H144ZM173 232V231H172ZM182 232V233H183ZM192 232V231H191ZM196 232V231H195ZM199 232V231H198ZM214 232V231H213ZM216 232V231H215ZM219 232H220V230H219ZM140 233H142L141 231H140ZM203 233V232H202ZM106 234V235H105ZM111 234V233H110ZM113 234H112V236H113ZM173 234V233H172ZM181 234V233H180ZM217 234V233H216ZM223 234V233H222ZM143 235H144V233H143ZM175 235H174V237H172L173 238V240H174V238H175ZM184 234H182V236H183ZM186 236V235H185ZM184 236V237H185ZM218 236V235H217ZM219 236H220V234H219ZM224 236V235H223ZM227 235H225V237H226ZM108 237V236H107ZM106 237V238H107ZM177 237H179V236H177ZM208 237V236H207ZM222 237V236H221ZM220 237V238H221ZM112 238V237H111ZM110 238V239H111ZM187 238V237H186ZM189 238V237H188ZM115 239V240H116ZM150 238H148V240H149ZM233 239V238H232ZM235 239V238H234ZM113 240V239H112ZM111 240V241H112ZM138 240H140V239H138ZM151 240V239H150ZM183 240V239H182ZM129 241V242H128ZM235 241V240H234ZM140 242H141V240H140ZM149 242H151V241H149ZM176 242V241H175ZM143 243V242H142ZM180 243V242H179ZM234 243V242H233ZM147 244V243H146ZM173 244H174V242H173ZM235 244V243H234ZM176 245V244H175ZM178 245V244H177ZM184 245V244H183ZM144 246V245H143ZM149 246V245H148ZM180 246H181V244H180ZM189 247V246H188ZM259 248H260V250L263 252V254H264V241H260L259 242ZM149 249V248H148ZM178 250V249H177ZM178 251H180V249L178 250ZM187 253H185V254H183L184 255V259H185V261H184V259L182 260V261H184L185 263L187 262V264H200L199 263V259L200 258H196V256L195 255H193L191 252L192 251H190V247H189V249H187V251H186ZM222 254H221V258L218 260V262L216 263V264H228V254L226 253L227 251L225 250V249H221V251H220ZM179 254H181V252L179 253ZM177 255V254H176ZM175 256V255H174ZM181 256V255H180ZM4 257V256H3ZM178 257V256H177ZM5 259H6V257H4ZM196 258V259H195ZM264 258V257H263ZM180 259V258H179ZM181 259H182V257H181ZM6 260H8V259H6ZM263 260V259H262ZM9 261V260H8ZM180 262V261H179ZM184 262H182V263H184ZM201 262V261H200ZM178 263V262H177ZM111 264V263H110Z\"/></svg>", "mask_w": 264, "mask_h": 264}, {"label": "built area", "instance_id": "2783aa9c", "mask_svg": "<svg viewBox=\"0 0 264 264\" xmlns=\"http://www.w3.org/2000/svg\"><path fill=\"white\" fill-rule=\"evenodd\" d=\"M93 195L79 186L25 203L5 227L7 249L21 254L23 264H103L111 250L91 232L101 215L91 206Z\"/></svg>", "mask_w": 264, "mask_h": 264}]
</instances>
